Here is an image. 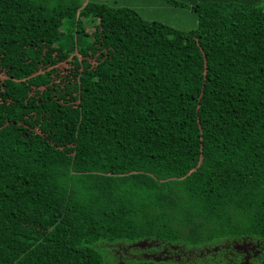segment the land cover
I'll return each instance as SVG.
<instances>
[{
  "label": "trees",
  "instance_id": "trees-1",
  "mask_svg": "<svg viewBox=\"0 0 264 264\" xmlns=\"http://www.w3.org/2000/svg\"><path fill=\"white\" fill-rule=\"evenodd\" d=\"M184 1L0 0V264H264V0Z\"/></svg>",
  "mask_w": 264,
  "mask_h": 264
},
{
  "label": "rangeland",
  "instance_id": "rangeland-1",
  "mask_svg": "<svg viewBox=\"0 0 264 264\" xmlns=\"http://www.w3.org/2000/svg\"><path fill=\"white\" fill-rule=\"evenodd\" d=\"M104 3L113 8H129L136 11L144 20L164 24L180 32L189 33L199 27L198 16L184 0H85V3ZM92 25L88 31H92ZM157 243L142 241L137 244L120 246L117 248L108 245L102 246L103 256L106 264H123L126 260H176L178 262L195 263L201 253L186 254L181 249L172 247V254L167 250H159Z\"/></svg>",
  "mask_w": 264,
  "mask_h": 264
}]
</instances>
